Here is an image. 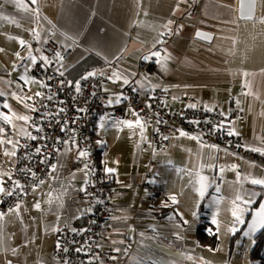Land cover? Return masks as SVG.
I'll return each mask as SVG.
<instances>
[{
    "label": "crops",
    "instance_id": "obj_1",
    "mask_svg": "<svg viewBox=\"0 0 264 264\" xmlns=\"http://www.w3.org/2000/svg\"><path fill=\"white\" fill-rule=\"evenodd\" d=\"M238 2L0 0V114L12 117L11 124L0 119V139L15 144L21 128L27 131L28 121L15 116L30 118L32 105L43 94L31 73L37 61L34 46L53 37L68 51L60 70L70 81L103 69L113 71L106 89L115 101L133 84L167 89L172 111L180 109L186 97L206 106L216 103L225 129L264 149V0H259V17L245 20L237 18ZM198 29L212 33L211 40L197 37ZM157 52L159 57L153 55ZM148 62L154 71L146 70ZM235 109L244 118L230 120ZM122 121H131L133 127L118 123ZM96 129L103 141L104 170H115L106 171L113 176L114 215L100 245L102 252L112 249L114 258L102 264H252L255 238L264 230L252 228L264 204V186L251 179H264V166L189 135L172 136L165 150H156L151 126L134 109H128L125 118L101 117ZM128 134L135 138L129 151L124 148ZM13 144H0V174L15 168ZM80 152L59 150L55 169L19 209L5 207L0 197V264H57L58 233L65 225L82 223L87 214L83 190L97 181ZM129 157L136 168L128 166ZM151 159L156 165H149ZM201 177H207L203 196ZM237 195L253 202L234 204ZM241 209L243 222H238L233 212L240 215ZM205 218L217 233L215 248L199 242ZM224 241L230 242L229 249L222 247Z\"/></svg>",
    "mask_w": 264,
    "mask_h": 264
},
{
    "label": "built area",
    "instance_id": "obj_2",
    "mask_svg": "<svg viewBox=\"0 0 264 264\" xmlns=\"http://www.w3.org/2000/svg\"><path fill=\"white\" fill-rule=\"evenodd\" d=\"M34 52L37 61L31 73L41 83L43 94L32 105L26 131L29 135L21 134L15 140V168L2 178L3 186L12 195L1 193L0 197L5 207H20L27 194L48 178L59 150L71 147L88 153L86 165L97 176V181L83 190L90 222L83 228L68 224L60 229L54 248L57 264H102L114 258L112 249L105 252L100 249L105 225L114 215L113 176L104 170L99 160L103 147L96 129L97 120L105 115L125 118L128 109L136 110L152 128L151 145L154 149H166L169 139L183 131L202 143L218 145L264 166V154L252 151L247 139L228 134L229 130L221 122L220 105L216 103L206 106L195 97H186L182 100V107L172 111L173 97L167 89L151 85L139 88L133 84L123 89L117 103L106 89L113 71L92 70L79 80L70 81L60 70L68 51L62 49L53 37L39 47L34 46ZM43 57H47V61ZM145 68L148 72L154 71L152 62H148ZM77 84L79 92L76 91ZM229 118H244V115L235 109ZM29 136L37 138L33 140ZM156 163L151 159L149 165Z\"/></svg>",
    "mask_w": 264,
    "mask_h": 264
},
{
    "label": "snow or ice",
    "instance_id": "obj_3",
    "mask_svg": "<svg viewBox=\"0 0 264 264\" xmlns=\"http://www.w3.org/2000/svg\"><path fill=\"white\" fill-rule=\"evenodd\" d=\"M31 3L32 4H35L36 3V0H31ZM200 35V34H198ZM35 36L37 39H39V33H35ZM21 45H24L25 42L23 40L20 41ZM17 55H19L17 53ZM153 55L159 57L160 53H153ZM29 56L31 57L32 61L35 62V57H32L31 56V53H29ZM42 59H44L45 61H47V57H43ZM145 59H149V57H145ZM159 63V60L157 61ZM61 75H63V73H60ZM89 75H95V73H90ZM114 75L116 76L117 79H119V75L118 74H115ZM87 78V77H85ZM124 83L127 84L128 83V80L125 79L124 80ZM76 91L79 92L80 91V87H79V84L76 85ZM37 96H40L41 93H37L36 94ZM28 99H31L30 97ZM49 99H51V97H49ZM117 103L120 102L119 98H117ZM109 103H111V101H109ZM150 106V105H149ZM5 107H8V105H5ZM190 107H194V105H190ZM62 111V110H61ZM15 116V114H13ZM16 119H19V120H23L25 122H27L29 120V117L27 116H15ZM0 119L6 121L8 124H11L12 123V117L8 116V115H3V114H0ZM118 123H123L125 125H127L128 127H133V123L131 121H122V122H118ZM136 125H140L142 130H143V126L141 125V121L139 119L136 120ZM101 127H103V123H101L100 125ZM4 130L2 128H0V132H3ZM21 133L24 134V135H29L28 133L24 132V129L21 128ZM229 135H233V132L232 131H229L228 133ZM181 135H186V133H184L183 131H181ZM30 139H33L35 140L37 137L35 136H29ZM193 139H196V137H192ZM2 143H8V144H13V142L11 140H8V141H5L3 139H0V144ZM13 147H15V144H13ZM215 147V146H213ZM252 151H256V152H261L262 154H264V149H260V148H252L251 149ZM37 151L39 152L40 150L37 149ZM5 155H15V152H7L5 151ZM80 157H87L88 156V153L86 151H81L79 153ZM53 169H55V165L52 166ZM85 168H87V165H85ZM233 168H235V165H233ZM107 172L111 173V172H114L115 170L114 169H111V168H107L106 169ZM223 171V169H221V172ZM5 175V174H0V193H4L6 195H12V192L9 191V190H6L5 187L3 186V180H2V176ZM207 180V177H201L200 178V181H201V188H200V195L203 196L204 194V188L206 187L205 185V181ZM17 183V186H18V182ZM251 183L252 184H255V185H261V186H264V179H256V178H253L251 179ZM86 190V189H85ZM256 194L255 193H252L251 196L254 197ZM173 200H175V198L173 197L172 198ZM236 201H242L244 204H248V203H252L253 201L251 199L249 200H244L243 197H241L240 195H237L236 197V200L233 201V203L235 204ZM17 209L19 208V205L16 206ZM35 207L39 208L40 205L37 203L35 205ZM242 214H243V209L240 210V215L237 214L236 211L233 212V215L236 217L237 221L238 222H243L242 220ZM3 213H0V216H2ZM214 223L216 222L215 220L213 221ZM259 226L261 228H264V204H261L260 205V208L258 210V212L256 213V219L253 221V225H252V228L253 230H255L256 226ZM233 231H235V229H232Z\"/></svg>",
    "mask_w": 264,
    "mask_h": 264
},
{
    "label": "trees",
    "instance_id": "obj_4",
    "mask_svg": "<svg viewBox=\"0 0 264 264\" xmlns=\"http://www.w3.org/2000/svg\"><path fill=\"white\" fill-rule=\"evenodd\" d=\"M101 143L103 147L102 136H101ZM156 150H165V149H156ZM102 151L103 148L100 151L99 160H101ZM89 219H90L89 215L86 214L84 217L81 218L82 223L80 222L77 223V226L80 228L87 226L90 222ZM210 226L211 223L205 218L203 223H201L199 226L198 239L201 244H205L207 246L215 248L219 243V239L215 230ZM251 261L252 264H264V230L261 233H259L255 238V245L251 253Z\"/></svg>",
    "mask_w": 264,
    "mask_h": 264
},
{
    "label": "water",
    "instance_id": "obj_5",
    "mask_svg": "<svg viewBox=\"0 0 264 264\" xmlns=\"http://www.w3.org/2000/svg\"><path fill=\"white\" fill-rule=\"evenodd\" d=\"M259 10V0H239L237 7V18L240 20L257 19L259 17ZM196 35L197 37L208 41H210L213 37L212 33L202 29H198Z\"/></svg>",
    "mask_w": 264,
    "mask_h": 264
},
{
    "label": "rangeland",
    "instance_id": "obj_6",
    "mask_svg": "<svg viewBox=\"0 0 264 264\" xmlns=\"http://www.w3.org/2000/svg\"><path fill=\"white\" fill-rule=\"evenodd\" d=\"M134 134V133H133ZM127 138L128 139H126V146L124 147L127 151H129L130 150V148L132 149V145L135 143V138H134V136L133 135H130V134H128V136H127ZM122 144H124V141H123V143ZM116 149H118V146H116L115 147ZM128 155H129V152H128ZM127 157V155L124 157V158H126ZM115 158H116V153H112L111 154V158L109 159V162L110 163H114L115 162ZM127 162H128V166H130V167H132V168H136V166H132L131 165V163H130V157H129V159L127 160ZM120 163L122 164V162L120 161ZM222 247L224 248V249H229V247H230V242L229 241H224L223 243H222ZM243 249H248V247L247 246H242V250Z\"/></svg>",
    "mask_w": 264,
    "mask_h": 264
}]
</instances>
